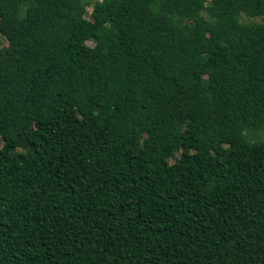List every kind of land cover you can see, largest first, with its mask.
Returning a JSON list of instances; mask_svg holds the SVG:
<instances>
[{"label":"trees","instance_id":"1","mask_svg":"<svg viewBox=\"0 0 264 264\" xmlns=\"http://www.w3.org/2000/svg\"><path fill=\"white\" fill-rule=\"evenodd\" d=\"M242 14L264 0H0V264H264Z\"/></svg>","mask_w":264,"mask_h":264},{"label":"rangeland","instance_id":"2","mask_svg":"<svg viewBox=\"0 0 264 264\" xmlns=\"http://www.w3.org/2000/svg\"><path fill=\"white\" fill-rule=\"evenodd\" d=\"M91 11V8H89V12ZM90 17V15H89ZM240 19L244 22H252V21H258V22H264V17H254V18H250L247 17L245 14H242ZM3 44H7V43H3ZM180 156V153H176V155H174L173 157H171L169 159L170 162L175 161L178 157Z\"/></svg>","mask_w":264,"mask_h":264}]
</instances>
